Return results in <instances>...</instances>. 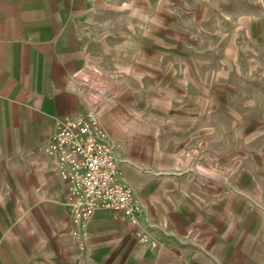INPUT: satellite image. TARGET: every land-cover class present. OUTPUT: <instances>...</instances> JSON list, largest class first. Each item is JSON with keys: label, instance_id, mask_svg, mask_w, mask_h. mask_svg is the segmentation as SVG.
Masks as SVG:
<instances>
[{"label": "crops", "instance_id": "obj_1", "mask_svg": "<svg viewBox=\"0 0 264 264\" xmlns=\"http://www.w3.org/2000/svg\"><path fill=\"white\" fill-rule=\"evenodd\" d=\"M184 11L199 20L185 0H0V264H264L258 163L247 185L177 159L179 140L189 149L195 138V111L209 119L212 101L222 108L215 92L228 90L182 49L193 41ZM91 108L144 205L148 242L107 209L95 211L84 250L73 237L66 184L45 146L57 118Z\"/></svg>", "mask_w": 264, "mask_h": 264}, {"label": "rangeland", "instance_id": "obj_2", "mask_svg": "<svg viewBox=\"0 0 264 264\" xmlns=\"http://www.w3.org/2000/svg\"><path fill=\"white\" fill-rule=\"evenodd\" d=\"M185 1L200 10V16L198 20L192 12H181L182 28L193 40L181 42L182 49L193 54L199 70L211 74L212 84L221 81L228 90L215 92L222 108L212 101L209 119H202V110L195 111V138L190 139L189 149L187 139L179 140L184 143L179 164L201 177L240 175L250 185L252 167L258 163L264 198V0ZM186 59L181 55L180 62ZM195 94L197 101L207 98L206 92ZM236 164L244 171L239 172Z\"/></svg>", "mask_w": 264, "mask_h": 264}, {"label": "built area", "instance_id": "obj_3", "mask_svg": "<svg viewBox=\"0 0 264 264\" xmlns=\"http://www.w3.org/2000/svg\"><path fill=\"white\" fill-rule=\"evenodd\" d=\"M96 93L105 91L96 89ZM91 102L96 104L97 100ZM116 148L95 108L76 117L57 118L45 146V152L54 158L57 173L66 184L72 234L81 250L87 247L89 223L99 209L123 212L140 228V240H150L148 226L142 225L139 218L144 205L123 176Z\"/></svg>", "mask_w": 264, "mask_h": 264}]
</instances>
